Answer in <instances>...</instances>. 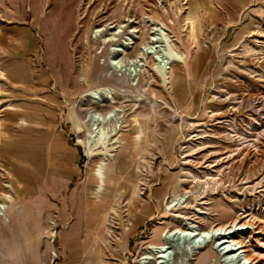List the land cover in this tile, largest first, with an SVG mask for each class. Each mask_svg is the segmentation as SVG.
<instances>
[{
  "label": "rangeland",
  "instance_id": "obj_1",
  "mask_svg": "<svg viewBox=\"0 0 264 264\" xmlns=\"http://www.w3.org/2000/svg\"><path fill=\"white\" fill-rule=\"evenodd\" d=\"M105 87L114 102L87 93ZM0 201V264H139L165 230L238 217L264 264V0H0ZM190 242L169 264L218 258Z\"/></svg>",
  "mask_w": 264,
  "mask_h": 264
},
{
  "label": "bare ground",
  "instance_id": "obj_2",
  "mask_svg": "<svg viewBox=\"0 0 264 264\" xmlns=\"http://www.w3.org/2000/svg\"><path fill=\"white\" fill-rule=\"evenodd\" d=\"M124 26V25H123ZM122 27V26H120ZM115 28V27H114ZM136 31V30H131ZM100 32V31H99ZM122 32L121 28L118 31H115L113 37H109V40H116V36H118ZM132 39V38H130ZM128 38L123 42L125 45H129L130 42H127ZM158 39L155 37L150 38V40L141 47V51L136 58L135 62L136 67L134 73L132 74L133 81L131 84L135 85L139 82L140 74L142 70L144 71L143 67L145 66L142 59L146 58V55L149 53H153V50L158 47L156 44ZM133 43V42H131ZM122 43L118 45H112L110 48L112 56L109 58V64L117 69L125 68V72H127L126 65L123 64V57L127 54L126 47H124ZM140 50V49H139ZM158 51V50H157ZM154 58V56H153ZM155 59V58H154ZM134 61V60H133ZM176 61V60H174ZM173 62L170 63V66H165V70L167 73V78L169 79L167 82L172 83L175 80V74L173 70ZM125 63V62H124ZM159 63V61H158ZM153 65H157V62ZM162 65V64H161ZM157 69V68H156ZM130 71V69H129ZM130 74V73H129ZM127 75V73H126ZM131 76V74L129 75ZM129 76L126 77V80H130ZM106 95L105 98L103 97L100 88H95L89 90L87 93L92 96L95 101L98 103L108 102L109 100L114 99L115 89L112 87H105ZM112 110L110 109L105 119L108 121L111 118ZM97 113L91 111L88 121L91 122V132L87 134L85 139L82 142L85 144L87 152H91L93 147V139L96 135L94 133L97 132V127L100 122L99 118H97ZM103 120V118H102ZM118 142V140H117ZM189 193L191 191H186L185 193H177L174 198L171 200L173 206H177L181 201H187L188 197L190 196ZM13 197V196H11ZM7 205L0 201V217L4 216L5 210L7 209ZM179 217H181L178 214ZM103 225V223H102ZM104 227V226H102ZM259 226L256 225L254 222H251L250 219L243 220V217L235 218L227 224L222 225H213L208 229H195L194 226H187L186 228L183 227H175L168 229L167 231H163L160 234V241L159 243L152 244L149 248L150 251L146 252L142 258L139 260V264H169V258H171V250L170 248L173 246L171 242L179 240L181 238H185L190 240V246L186 247V251L188 253V259H195L199 260L201 257L207 255L208 252H201L202 248H206L210 246V249L216 250L218 252V258L212 259L215 262L212 264H259L262 261V257L254 256L251 252L249 246L247 245L246 241H244V235L247 233L253 232L254 229L258 228ZM92 231V239L96 242V234L97 229L93 228ZM96 230V231H95ZM103 229H100L97 235L102 236ZM56 230H54L55 232ZM53 232V233H54ZM259 232V231H258ZM256 231V233H258ZM149 250V249H148ZM54 256H57V252L54 251ZM191 255H197L196 258H190ZM224 257V258H223ZM211 260V262H212ZM138 262V261H137Z\"/></svg>",
  "mask_w": 264,
  "mask_h": 264
},
{
  "label": "crops",
  "instance_id": "obj_3",
  "mask_svg": "<svg viewBox=\"0 0 264 264\" xmlns=\"http://www.w3.org/2000/svg\"><path fill=\"white\" fill-rule=\"evenodd\" d=\"M92 231H94V230L91 229V230L89 231V235L91 234ZM72 254H73V253H71L70 256H69V258H70V260H71V262H70L69 264H76L75 259H74V257H73L74 255H72ZM97 260H98V258L95 259V258H92V257H90V259H89V256H88V257H86V264H96ZM98 264H100V263H98Z\"/></svg>",
  "mask_w": 264,
  "mask_h": 264
}]
</instances>
